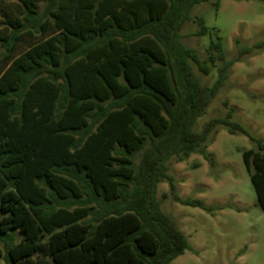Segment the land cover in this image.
Returning <instances> with one entry per match:
<instances>
[{
  "label": "trees",
  "instance_id": "16d2710c",
  "mask_svg": "<svg viewBox=\"0 0 264 264\" xmlns=\"http://www.w3.org/2000/svg\"><path fill=\"white\" fill-rule=\"evenodd\" d=\"M210 0H0V258L5 264H171L193 250L157 188L182 206L168 162L207 152L234 107L194 131L232 66L209 47V75L181 28ZM44 2L42 11L38 3ZM215 6L219 9L220 0ZM204 25L196 36L208 33ZM228 106L227 103H224ZM243 161L264 213V140ZM139 157L138 162L136 159ZM164 199L168 195L163 196Z\"/></svg>",
  "mask_w": 264,
  "mask_h": 264
},
{
  "label": "rangeland",
  "instance_id": "374dc122",
  "mask_svg": "<svg viewBox=\"0 0 264 264\" xmlns=\"http://www.w3.org/2000/svg\"><path fill=\"white\" fill-rule=\"evenodd\" d=\"M215 2L195 6L190 21L180 31L186 48L208 63L209 75L193 63L203 86H211L217 78L219 63H209L212 42L222 43L228 59L238 57L237 38L244 45L264 42V0H220L219 9ZM43 6L44 2L38 3L40 12ZM201 25L208 33L196 36ZM253 51L232 66L228 83L194 125V131L200 132L211 119L226 117L229 107H234L231 120L249 135L231 134L218 125L207 148L213 165L198 152L183 161L173 158L167 164L181 198L199 199L212 210L176 203L164 181L157 188L163 212L176 220L193 247L171 264H264V213L243 161L246 150L257 149L251 137L264 140V50ZM0 264H5L2 258Z\"/></svg>",
  "mask_w": 264,
  "mask_h": 264
}]
</instances>
